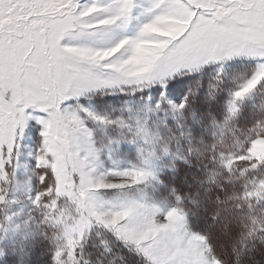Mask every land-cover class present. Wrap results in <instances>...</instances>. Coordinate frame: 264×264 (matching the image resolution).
I'll list each match as a JSON object with an SVG mask.
<instances>
[{
  "label": "snow or ice",
  "instance_id": "obj_1",
  "mask_svg": "<svg viewBox=\"0 0 264 264\" xmlns=\"http://www.w3.org/2000/svg\"><path fill=\"white\" fill-rule=\"evenodd\" d=\"M0 264H264V0H0Z\"/></svg>",
  "mask_w": 264,
  "mask_h": 264
}]
</instances>
